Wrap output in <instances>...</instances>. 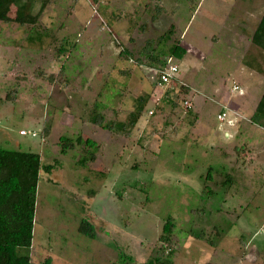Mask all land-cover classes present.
Wrapping results in <instances>:
<instances>
[{"label":"rangeland","instance_id":"374dc122","mask_svg":"<svg viewBox=\"0 0 264 264\" xmlns=\"http://www.w3.org/2000/svg\"><path fill=\"white\" fill-rule=\"evenodd\" d=\"M263 15L264 0H51L35 26L0 22V145L55 166L40 173L33 264H122L120 249L142 264L170 251L169 217L173 264H264V128L251 121L262 96L250 69L264 67L252 42ZM150 40L163 58L187 50L176 88L153 84ZM95 113L129 136L96 126ZM63 136L82 143L63 154ZM87 138L99 148L83 166ZM83 219L95 239L79 232Z\"/></svg>","mask_w":264,"mask_h":264},{"label":"trees","instance_id":"16d2710c","mask_svg":"<svg viewBox=\"0 0 264 264\" xmlns=\"http://www.w3.org/2000/svg\"><path fill=\"white\" fill-rule=\"evenodd\" d=\"M35 1L41 4L37 14L32 13ZM50 2L51 0H0V22H16L21 26H35ZM13 9H17V15L10 17ZM172 34L173 29H170L161 39L169 40ZM252 42L264 53V15L252 36ZM154 48V41H148L143 55L149 60V70L156 72L153 84L158 87L157 81L161 72L174 61L182 60L186 56L187 50L178 43L170 48L169 56L163 58L165 53L161 51L156 54ZM50 80L53 82V77ZM178 80L177 78L173 83L164 87H170V90L174 89L178 86ZM185 90L188 89L185 88ZM141 108L131 112V116L139 119L143 112ZM92 120L96 126L102 129L123 133L126 136L130 134L128 131H118L114 121L106 122L104 115L99 113H95ZM251 121L264 128V93L257 104ZM135 122L133 125H136ZM44 134L49 136V130H45ZM82 139L78 137L74 141L66 136L61 137L62 153L67 154L68 151L73 150L76 144L82 143ZM85 144L89 149L86 151L87 155L79 161V164L83 166L96 160L95 151L99 148V144L90 138L85 140ZM54 168L55 166L52 164H43L38 153L7 149L0 145V264H33L32 252L40 173L51 174ZM175 229V219L169 217L164 226L161 240L167 245V248H170V251L168 254L161 251V254H157L142 264H173L174 242L172 236ZM79 232L88 238H96L95 227L87 219L81 221ZM197 237L201 239L203 234H199ZM21 250H29V252L23 254ZM119 255L122 264L133 261V258L126 256L121 249ZM43 264H52V257L46 258Z\"/></svg>","mask_w":264,"mask_h":264},{"label":"built area","instance_id":"2783aa9c","mask_svg":"<svg viewBox=\"0 0 264 264\" xmlns=\"http://www.w3.org/2000/svg\"><path fill=\"white\" fill-rule=\"evenodd\" d=\"M178 73H179V67L178 65L174 62L171 63V65L165 69L164 71L161 72L160 78L157 81L158 87H164L165 85H169L174 82L178 78ZM239 89V86L236 87V90ZM186 105L188 108L191 107L189 104V101L186 102ZM226 117L225 113H220L218 115V118L220 120H223ZM22 134H25V132H22Z\"/></svg>","mask_w":264,"mask_h":264},{"label":"crops","instance_id":"0c3cea01","mask_svg":"<svg viewBox=\"0 0 264 264\" xmlns=\"http://www.w3.org/2000/svg\"><path fill=\"white\" fill-rule=\"evenodd\" d=\"M251 70H253V72L256 74L255 76H252L253 77V87L254 88H259V91H258V93H260L261 94V96L263 95V93H264V67H263V69H261V68H259V67H257V68H250ZM253 88V89H254ZM262 88V89H261ZM247 93V95H250V93H248V92H246ZM229 135V133H227V136ZM234 134H232V137H234L233 136ZM236 135H237V133H236Z\"/></svg>","mask_w":264,"mask_h":264}]
</instances>
